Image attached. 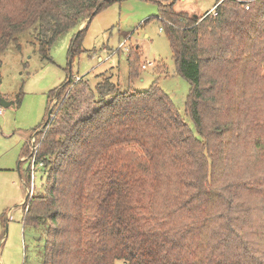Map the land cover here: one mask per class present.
Wrapping results in <instances>:
<instances>
[{
    "label": "trees",
    "instance_id": "16d2710c",
    "mask_svg": "<svg viewBox=\"0 0 264 264\" xmlns=\"http://www.w3.org/2000/svg\"><path fill=\"white\" fill-rule=\"evenodd\" d=\"M114 1L0 0V65L21 32L33 28L48 58L91 17L73 56ZM215 5L160 14L192 125L157 83L122 90L101 73L50 92L59 104L35 161L46 177L24 202L25 222L46 227L43 264H264V0Z\"/></svg>",
    "mask_w": 264,
    "mask_h": 264
},
{
    "label": "rangeland",
    "instance_id": "374dc122",
    "mask_svg": "<svg viewBox=\"0 0 264 264\" xmlns=\"http://www.w3.org/2000/svg\"><path fill=\"white\" fill-rule=\"evenodd\" d=\"M167 3L176 11L199 16L216 0H116L92 17L81 50L73 56L71 40L79 27L54 41L48 58L41 54L33 28L19 34V45L10 43L2 53L0 100L11 104L0 102V264H43L46 227L25 222L28 203L24 201L28 188L32 195L43 187L46 174L31 168L28 157L34 134L37 140L41 133L37 130L48 119L49 109L55 111L59 104L56 95L50 101V92L66 79L77 81L75 76H83L96 84L99 74L105 73L122 90L132 91L147 90L157 83L192 125L185 110L190 82L178 72L160 19ZM131 47L139 53L140 67L134 75L127 51ZM115 264L127 261L116 258Z\"/></svg>",
    "mask_w": 264,
    "mask_h": 264
},
{
    "label": "built area",
    "instance_id": "2783aa9c",
    "mask_svg": "<svg viewBox=\"0 0 264 264\" xmlns=\"http://www.w3.org/2000/svg\"><path fill=\"white\" fill-rule=\"evenodd\" d=\"M215 7H216V5L210 11L214 10ZM246 7L248 8L249 6L246 5ZM143 67H146L145 63L143 64ZM81 77L82 76H75V79H80ZM2 111H3V108L0 107V113H2ZM53 116H54V114L52 113V116L49 117V120H46L47 121L46 124L44 123L37 131L38 132H40V131L42 132L44 130L45 126L48 124V122L51 121ZM36 136H37V134H34V137L32 138L31 154L28 157V158H30V161H31V168H36V164H35L36 162L35 161H36V155L38 153V148H39V144H40V140L37 139V140H39V141H37L36 140ZM28 189L30 190V193H31V189L30 188H28Z\"/></svg>",
    "mask_w": 264,
    "mask_h": 264
},
{
    "label": "water",
    "instance_id": "95a60500",
    "mask_svg": "<svg viewBox=\"0 0 264 264\" xmlns=\"http://www.w3.org/2000/svg\"><path fill=\"white\" fill-rule=\"evenodd\" d=\"M195 16H197V14H194ZM90 18L91 17H89V18H87V20H86V23L90 20ZM82 27H79V30L81 29ZM0 102H1V104L2 105H4V106H7V105H9V104H11V101H7V100H5V99H1L0 100ZM52 116V108H50L49 109V117H51ZM47 122V121H46ZM46 122H45V124H46ZM37 133V132H36ZM29 195H30V190L28 189V192H27V196H26V199H25V201L27 200V198L29 197ZM24 201V202H25Z\"/></svg>",
    "mask_w": 264,
    "mask_h": 264
},
{
    "label": "crops",
    "instance_id": "0c3cea01",
    "mask_svg": "<svg viewBox=\"0 0 264 264\" xmlns=\"http://www.w3.org/2000/svg\"><path fill=\"white\" fill-rule=\"evenodd\" d=\"M215 6V4L213 5V7ZM213 7H211L209 10H207V11H210Z\"/></svg>",
    "mask_w": 264,
    "mask_h": 264
}]
</instances>
